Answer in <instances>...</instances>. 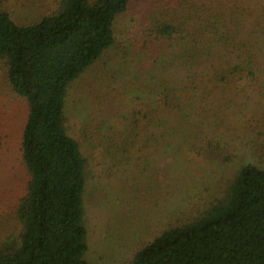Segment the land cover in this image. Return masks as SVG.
Returning <instances> with one entry per match:
<instances>
[{"label":"trees","instance_id":"obj_1","mask_svg":"<svg viewBox=\"0 0 264 264\" xmlns=\"http://www.w3.org/2000/svg\"><path fill=\"white\" fill-rule=\"evenodd\" d=\"M130 1L53 0L51 11L28 24L0 9V61L27 105L21 154L28 174L15 210L19 246L0 249V264H90L89 160L67 129V96L115 44V21ZM233 2L217 12L193 3L186 20L151 19L137 28L141 49L178 52L170 53L166 69L165 60L150 56L149 82L135 75L133 85L144 90L124 126L109 125L108 134L102 124L88 129L105 140L103 152L113 163L130 160L141 136L142 147L168 139L169 163L193 156L234 159L229 136L219 138L216 130L240 118L226 90L255 85L264 92V0ZM188 22L194 33H185ZM221 190L127 264H264V168L243 163Z\"/></svg>","mask_w":264,"mask_h":264},{"label":"rangeland","instance_id":"obj_2","mask_svg":"<svg viewBox=\"0 0 264 264\" xmlns=\"http://www.w3.org/2000/svg\"><path fill=\"white\" fill-rule=\"evenodd\" d=\"M193 3L207 6L210 12L234 4L233 0H131L115 21L113 47L69 88L66 126L80 140L89 160L84 203L89 244L86 258L90 264H127L137 250L169 225L181 224L195 206L211 197L208 194L221 193L243 163L264 168V92L255 85L244 92L226 90V99L237 105L240 118L229 127L217 129L216 135L229 136L228 147L235 153L231 162L193 156L169 163L168 139L161 138L160 145L149 141L142 147L141 136L130 160L113 163L103 152L105 140L101 135L88 134L89 128L101 124L103 134L111 133L109 125L124 126V116L144 90L133 85L135 75L149 82L150 56L159 57L158 62L165 60L166 69L170 53L178 52L171 48L155 52L141 49L137 28L145 20H186L191 17ZM53 8V0H0V9L7 10L19 24L31 23ZM196 29L188 22L185 33ZM6 71L0 61V249L19 246L21 226L15 210L28 178L21 154L27 105L13 92Z\"/></svg>","mask_w":264,"mask_h":264}]
</instances>
